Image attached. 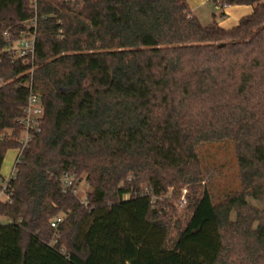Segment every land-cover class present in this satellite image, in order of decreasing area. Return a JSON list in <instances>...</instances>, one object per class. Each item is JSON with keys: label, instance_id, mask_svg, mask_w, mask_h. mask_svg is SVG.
<instances>
[{"label": "trees", "instance_id": "1", "mask_svg": "<svg viewBox=\"0 0 264 264\" xmlns=\"http://www.w3.org/2000/svg\"><path fill=\"white\" fill-rule=\"evenodd\" d=\"M210 1L253 11L226 29L187 0H0V179L31 91L44 107L0 201V264H264V0ZM34 30L28 64L13 46ZM221 142L241 188L215 202L199 148ZM171 187L191 209L175 225L154 202Z\"/></svg>", "mask_w": 264, "mask_h": 264}, {"label": "rangeland", "instance_id": "2", "mask_svg": "<svg viewBox=\"0 0 264 264\" xmlns=\"http://www.w3.org/2000/svg\"><path fill=\"white\" fill-rule=\"evenodd\" d=\"M190 6L195 9L197 15L204 25L213 21L224 28H231L240 22L241 18L249 15L253 11L250 5H232L229 6L225 15L222 8H217L210 0H187ZM202 166L205 175V182L209 187L211 195L215 202L222 200L228 193L241 188L239 179V167L235 147L230 142L209 143L199 148ZM18 150H9L4 159L0 183L7 182L13 173ZM89 190L88 184L83 181L78 185V194L82 199L86 198ZM188 189L183 188L176 191L173 187L169 188L167 194L154 197L156 206L163 209L168 214H174L173 225L179 220H185L191 213L188 200ZM253 204L262 206L260 202L250 200ZM4 220V219H2ZM175 234V231H173Z\"/></svg>", "mask_w": 264, "mask_h": 264}, {"label": "built area", "instance_id": "3", "mask_svg": "<svg viewBox=\"0 0 264 264\" xmlns=\"http://www.w3.org/2000/svg\"><path fill=\"white\" fill-rule=\"evenodd\" d=\"M64 2H69L71 0H60ZM38 0H33L34 8H37ZM33 26L36 28L37 19L34 18ZM6 40H11V36L8 32L4 33ZM35 41H36V30L25 34L20 40L15 42L14 48L16 49V56L20 57L24 60L25 63H32L34 58L35 51ZM44 116V107L42 104V100L39 94L31 91L27 105L24 111V117L22 119L23 133L21 138V147L18 149V156L16 158L14 170L12 176L16 172V165L20 161L21 156L25 148L29 146L32 140L35 138L36 134L41 131V120ZM11 176V177H12ZM11 179V178H10ZM9 179V180H10ZM0 183V201H5L9 198V194L6 192V188L8 186V182ZM73 184V178L69 175H65L63 177V185L65 188H69ZM62 222L61 217H56L52 222L51 226L53 228H57L59 224Z\"/></svg>", "mask_w": 264, "mask_h": 264}, {"label": "crops", "instance_id": "4", "mask_svg": "<svg viewBox=\"0 0 264 264\" xmlns=\"http://www.w3.org/2000/svg\"><path fill=\"white\" fill-rule=\"evenodd\" d=\"M190 5H191V3H190ZM228 7H229V6H227V7H225V8L222 9V10H223V13H222L223 15L226 14L225 11H226V9H227ZM191 8H192V6H191ZM217 8H218V7H217ZM193 9H195V8L193 7L192 10H193ZM193 12H194V10H193ZM194 14H195V12H194ZM245 16H246V15H245ZM243 17H244V16H243ZM237 24H238V23H237ZM237 24H236V25H237ZM236 25H234V26H236ZM234 26H233V27H234ZM231 28H232V27H231ZM227 29H229V28H227Z\"/></svg>", "mask_w": 264, "mask_h": 264}]
</instances>
